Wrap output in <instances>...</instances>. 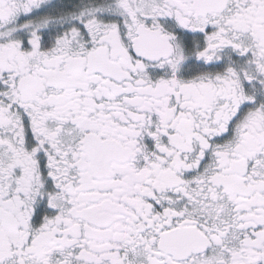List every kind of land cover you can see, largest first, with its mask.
Segmentation results:
<instances>
[{
  "label": "snow or ice",
  "instance_id": "obj_1",
  "mask_svg": "<svg viewBox=\"0 0 264 264\" xmlns=\"http://www.w3.org/2000/svg\"><path fill=\"white\" fill-rule=\"evenodd\" d=\"M0 264H264V0H0Z\"/></svg>",
  "mask_w": 264,
  "mask_h": 264
}]
</instances>
